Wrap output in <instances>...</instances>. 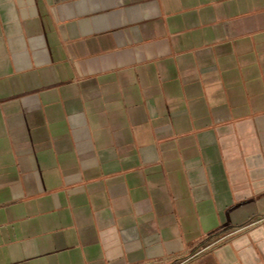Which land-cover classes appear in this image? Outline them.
Listing matches in <instances>:
<instances>
[{"label": "crops", "instance_id": "crops-1", "mask_svg": "<svg viewBox=\"0 0 264 264\" xmlns=\"http://www.w3.org/2000/svg\"><path fill=\"white\" fill-rule=\"evenodd\" d=\"M0 264H264V0H0Z\"/></svg>", "mask_w": 264, "mask_h": 264}]
</instances>
